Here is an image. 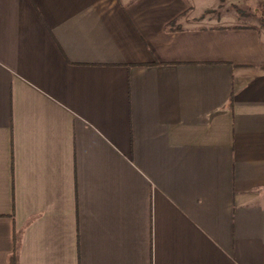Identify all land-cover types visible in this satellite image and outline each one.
Listing matches in <instances>:
<instances>
[{"label":"crops","instance_id":"1","mask_svg":"<svg viewBox=\"0 0 264 264\" xmlns=\"http://www.w3.org/2000/svg\"><path fill=\"white\" fill-rule=\"evenodd\" d=\"M207 6L0 0V264H264V27Z\"/></svg>","mask_w":264,"mask_h":264},{"label":"rangeland","instance_id":"2","mask_svg":"<svg viewBox=\"0 0 264 264\" xmlns=\"http://www.w3.org/2000/svg\"><path fill=\"white\" fill-rule=\"evenodd\" d=\"M198 2L208 5L207 9L203 10V18L198 21V24L233 21L237 17L241 24L261 26L259 16L264 14V0H198Z\"/></svg>","mask_w":264,"mask_h":264},{"label":"trees","instance_id":"3","mask_svg":"<svg viewBox=\"0 0 264 264\" xmlns=\"http://www.w3.org/2000/svg\"><path fill=\"white\" fill-rule=\"evenodd\" d=\"M253 16H256L253 14ZM261 26L264 27V14H261ZM177 21H174L170 25H168L167 30L172 31V30H179L181 27L177 26ZM20 240H21V231L16 232L15 235V250L13 254L9 257V264H18L19 261V247H20Z\"/></svg>","mask_w":264,"mask_h":264}]
</instances>
